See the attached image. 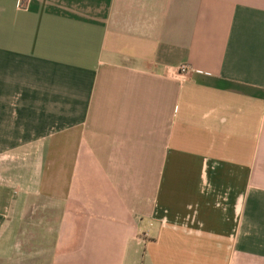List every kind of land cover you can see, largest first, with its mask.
<instances>
[{
    "label": "crops",
    "instance_id": "1",
    "mask_svg": "<svg viewBox=\"0 0 264 264\" xmlns=\"http://www.w3.org/2000/svg\"><path fill=\"white\" fill-rule=\"evenodd\" d=\"M20 3L0 0V263L43 201L51 264H264V0Z\"/></svg>",
    "mask_w": 264,
    "mask_h": 264
},
{
    "label": "rangeland",
    "instance_id": "2",
    "mask_svg": "<svg viewBox=\"0 0 264 264\" xmlns=\"http://www.w3.org/2000/svg\"><path fill=\"white\" fill-rule=\"evenodd\" d=\"M42 202H36L37 209H33L27 217L19 238L16 255L9 262L10 264H51L56 257L57 240L63 232L55 225L54 210L50 208V205ZM243 261L248 262V259L243 258Z\"/></svg>",
    "mask_w": 264,
    "mask_h": 264
},
{
    "label": "built area",
    "instance_id": "3",
    "mask_svg": "<svg viewBox=\"0 0 264 264\" xmlns=\"http://www.w3.org/2000/svg\"><path fill=\"white\" fill-rule=\"evenodd\" d=\"M27 7V0H21V3L19 5V8H25ZM177 71L179 72V74H187L189 73L190 69L186 66V65H181L177 68Z\"/></svg>",
    "mask_w": 264,
    "mask_h": 264
}]
</instances>
